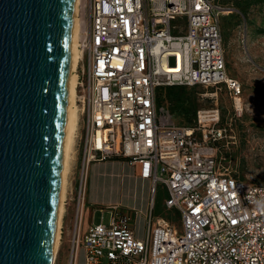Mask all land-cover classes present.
<instances>
[{
  "label": "built area",
  "instance_id": "2783aa9c",
  "mask_svg": "<svg viewBox=\"0 0 264 264\" xmlns=\"http://www.w3.org/2000/svg\"><path fill=\"white\" fill-rule=\"evenodd\" d=\"M78 5L75 90L82 132L76 133L81 160L74 193L70 188L75 221L88 165L117 157L138 164V175L150 181L152 204L157 187L165 188V206L182 229L169 219L152 220L149 212L148 235L140 239L113 206L107 222L101 217L81 238L74 232L69 264L80 246L84 264H264V185L223 165L219 108L199 109L189 125H178L157 103L162 85H204L225 88L241 113L242 86L226 72L219 25L220 15L235 9L215 0ZM176 19L180 24H171Z\"/></svg>",
  "mask_w": 264,
  "mask_h": 264
},
{
  "label": "water",
  "instance_id": "95a60500",
  "mask_svg": "<svg viewBox=\"0 0 264 264\" xmlns=\"http://www.w3.org/2000/svg\"><path fill=\"white\" fill-rule=\"evenodd\" d=\"M74 0H0V264H53Z\"/></svg>",
  "mask_w": 264,
  "mask_h": 264
},
{
  "label": "rangeland",
  "instance_id": "374dc122",
  "mask_svg": "<svg viewBox=\"0 0 264 264\" xmlns=\"http://www.w3.org/2000/svg\"><path fill=\"white\" fill-rule=\"evenodd\" d=\"M221 5L233 7V12L221 14L219 25L225 52L226 72L236 78L242 86V111L236 114L234 100L225 88L216 89L211 86H160L157 89L158 106L166 110L178 125H189L195 112L217 106L220 112L219 126L226 128L224 146L220 153L225 159L223 165L240 179L264 185V0H242L250 2L245 13H241L235 6L236 0H215ZM79 17V5H78ZM180 20H172L171 24H180ZM78 120L73 135V142L68 151V164L64 188L63 211L59 230L63 221L65 203L69 226L73 223L76 202L73 196L74 185L78 175L80 155L78 138L82 132V118L80 105L74 99ZM70 154V155H69ZM85 201L81 207L83 215L89 217L92 224L102 220L108 221V206L117 204L118 207L137 209L143 205V200L134 201L131 196L110 188L97 189L91 184V173L87 168ZM73 185V193L70 188ZM99 198L93 203L90 196ZM88 196V198L86 197ZM166 191L162 186L157 187L153 204L149 205V212L154 216L160 215L169 219L181 231L182 226L174 209L165 206ZM100 208L104 209L101 213ZM60 231L53 264H68V246L62 245L60 250ZM60 256V257H58ZM64 261L59 263V259ZM67 259V261H66Z\"/></svg>",
  "mask_w": 264,
  "mask_h": 264
},
{
  "label": "crops",
  "instance_id": "0c3cea01",
  "mask_svg": "<svg viewBox=\"0 0 264 264\" xmlns=\"http://www.w3.org/2000/svg\"><path fill=\"white\" fill-rule=\"evenodd\" d=\"M88 167L91 173V184L93 188L105 189L108 187L112 190L120 191V194L125 193L127 196H131L134 201H137L138 199L140 201L143 200V205L139 206L138 210L133 208L118 207L117 204L109 205L108 210H110L113 206L117 207L121 213L129 217V227L134 236L140 239L145 238L149 231V221L147 220V215L149 213V205L151 203L149 192L150 181L148 179H143L138 175V164H130L126 159L114 157L105 161L91 162ZM87 178L89 180L90 176ZM86 197L88 198V196ZM90 199H92L94 204L99 201V198L95 196V193L94 196L93 194L90 196ZM67 204L68 202L65 203L63 221L60 228V250L62 245L67 244V259L69 264L71 240L74 232H76L79 238H81L91 226L92 221L89 220V217H85L83 212L81 213V209L77 221H75V212L73 223L69 226L68 221L66 222ZM151 215L152 220L157 218L167 219L160 215L154 216L152 213ZM62 258L63 259H59V263L64 261L65 257ZM75 264H84V252L81 246L78 249Z\"/></svg>",
  "mask_w": 264,
  "mask_h": 264
},
{
  "label": "bare ground",
  "instance_id": "6f19581e",
  "mask_svg": "<svg viewBox=\"0 0 264 264\" xmlns=\"http://www.w3.org/2000/svg\"><path fill=\"white\" fill-rule=\"evenodd\" d=\"M80 0H74L73 4V14H72V31L70 40V59L68 68V84H67V103H66V114H65V125H64V138H63V148H62V161H61V180L59 188V203L56 218V231L53 244V257L58 245L59 239V226L61 215L63 211V199H64V188H65V178L67 172L68 164V151L71 148L73 142V135L76 129L78 114L76 111V105L74 99L76 96V64L78 57L80 55L79 49L77 47V37L80 26V21L78 18V3ZM70 155V154H69Z\"/></svg>",
  "mask_w": 264,
  "mask_h": 264
},
{
  "label": "trees",
  "instance_id": "16d2710c",
  "mask_svg": "<svg viewBox=\"0 0 264 264\" xmlns=\"http://www.w3.org/2000/svg\"><path fill=\"white\" fill-rule=\"evenodd\" d=\"M235 6L240 10L241 13H245L247 8L250 6V2L246 1L243 2L242 0H236L235 2Z\"/></svg>",
  "mask_w": 264,
  "mask_h": 264
}]
</instances>
